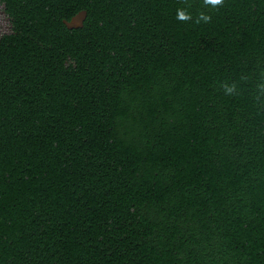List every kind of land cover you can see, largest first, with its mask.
<instances>
[{
  "label": "trees",
  "instance_id": "obj_1",
  "mask_svg": "<svg viewBox=\"0 0 264 264\" xmlns=\"http://www.w3.org/2000/svg\"><path fill=\"white\" fill-rule=\"evenodd\" d=\"M190 2L0 0V264H264V0Z\"/></svg>",
  "mask_w": 264,
  "mask_h": 264
},
{
  "label": "clouds",
  "instance_id": "obj_2",
  "mask_svg": "<svg viewBox=\"0 0 264 264\" xmlns=\"http://www.w3.org/2000/svg\"><path fill=\"white\" fill-rule=\"evenodd\" d=\"M180 4L181 6L176 9L175 18L180 22L192 21V4L190 0H180ZM224 4L225 0H201V10L197 13L194 22L196 24L201 22L210 23L212 19L211 11L222 8ZM248 85L250 87L246 89ZM218 88L223 95L228 97L239 96L247 90L252 103L258 107H264V68H260L253 78L241 75L239 80L220 81Z\"/></svg>",
  "mask_w": 264,
  "mask_h": 264
},
{
  "label": "water",
  "instance_id": "obj_3",
  "mask_svg": "<svg viewBox=\"0 0 264 264\" xmlns=\"http://www.w3.org/2000/svg\"><path fill=\"white\" fill-rule=\"evenodd\" d=\"M84 16L85 12L79 11L75 15H73L68 21H63V23L68 29L78 28L81 27Z\"/></svg>",
  "mask_w": 264,
  "mask_h": 264
},
{
  "label": "rangeland",
  "instance_id": "obj_4",
  "mask_svg": "<svg viewBox=\"0 0 264 264\" xmlns=\"http://www.w3.org/2000/svg\"><path fill=\"white\" fill-rule=\"evenodd\" d=\"M5 28V20L2 18L0 14V31H3Z\"/></svg>",
  "mask_w": 264,
  "mask_h": 264
}]
</instances>
